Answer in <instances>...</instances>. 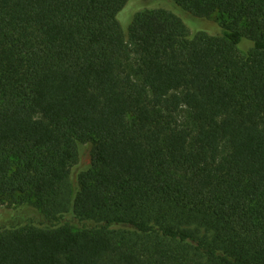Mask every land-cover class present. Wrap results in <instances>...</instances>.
I'll return each instance as SVG.
<instances>
[{
	"label": "trees",
	"instance_id": "16d2710c",
	"mask_svg": "<svg viewBox=\"0 0 264 264\" xmlns=\"http://www.w3.org/2000/svg\"><path fill=\"white\" fill-rule=\"evenodd\" d=\"M4 203L0 264H264V0H0Z\"/></svg>",
	"mask_w": 264,
	"mask_h": 264
},
{
	"label": "rangeland",
	"instance_id": "374dc122",
	"mask_svg": "<svg viewBox=\"0 0 264 264\" xmlns=\"http://www.w3.org/2000/svg\"><path fill=\"white\" fill-rule=\"evenodd\" d=\"M186 22V21H185ZM220 18L219 16L215 15L211 17L209 20L202 21L199 25L198 28L201 27L203 30H207L210 32L212 35H217L220 32ZM251 47V44L249 42H245L242 47H241V52L240 53H245L246 50H248ZM124 65L128 69V71L132 72L133 76L138 79V68L141 63V58L138 55H132L130 59L124 60ZM179 119L180 123L184 126H190L192 124V114L190 110L187 107H183L180 112H179ZM90 146L88 144L83 145L82 149V155H81V162L79 166H86L90 163ZM74 177H75V172H74ZM24 206V205H22ZM26 206V205H25ZM19 206L16 204H11V203H4L0 204V211L3 209H8V210H14L15 208L17 209ZM29 210L24 209L21 210L20 212V217L18 221L16 222V225H23V224H35L41 226L43 222V217L39 212H33L32 208L30 206ZM45 225V224H44ZM43 225V226H44ZM47 225V224H46ZM74 226L78 227L76 223H74Z\"/></svg>",
	"mask_w": 264,
	"mask_h": 264
}]
</instances>
